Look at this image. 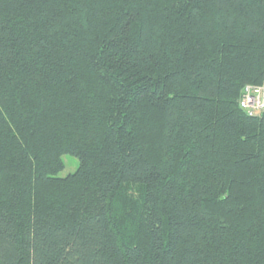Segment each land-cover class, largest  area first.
Masks as SVG:
<instances>
[{"label":"trees","instance_id":"obj_1","mask_svg":"<svg viewBox=\"0 0 264 264\" xmlns=\"http://www.w3.org/2000/svg\"><path fill=\"white\" fill-rule=\"evenodd\" d=\"M263 81L264 0H0V264H264Z\"/></svg>","mask_w":264,"mask_h":264},{"label":"built area","instance_id":"obj_2","mask_svg":"<svg viewBox=\"0 0 264 264\" xmlns=\"http://www.w3.org/2000/svg\"><path fill=\"white\" fill-rule=\"evenodd\" d=\"M239 104L248 113L264 112V81L261 85H246Z\"/></svg>","mask_w":264,"mask_h":264},{"label":"rangeland","instance_id":"obj_3","mask_svg":"<svg viewBox=\"0 0 264 264\" xmlns=\"http://www.w3.org/2000/svg\"><path fill=\"white\" fill-rule=\"evenodd\" d=\"M63 161L65 163L64 169L58 174V177L65 178L75 173L80 165L79 159L72 155H64Z\"/></svg>","mask_w":264,"mask_h":264},{"label":"bare ground","instance_id":"obj_4","mask_svg":"<svg viewBox=\"0 0 264 264\" xmlns=\"http://www.w3.org/2000/svg\"><path fill=\"white\" fill-rule=\"evenodd\" d=\"M256 113H258V112H256ZM253 114V113H252Z\"/></svg>","mask_w":264,"mask_h":264}]
</instances>
